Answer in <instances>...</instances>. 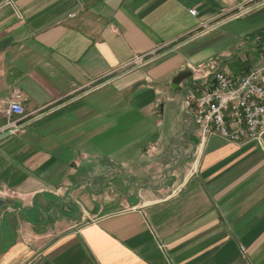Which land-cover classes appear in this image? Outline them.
I'll return each instance as SVG.
<instances>
[{
    "label": "crops",
    "instance_id": "1",
    "mask_svg": "<svg viewBox=\"0 0 264 264\" xmlns=\"http://www.w3.org/2000/svg\"><path fill=\"white\" fill-rule=\"evenodd\" d=\"M256 1L0 0V264H264V137L203 140L176 82L264 46Z\"/></svg>",
    "mask_w": 264,
    "mask_h": 264
},
{
    "label": "built area",
    "instance_id": "2",
    "mask_svg": "<svg viewBox=\"0 0 264 264\" xmlns=\"http://www.w3.org/2000/svg\"><path fill=\"white\" fill-rule=\"evenodd\" d=\"M253 6L243 5L237 17L264 6V0ZM192 15L196 11H191ZM206 30L211 29L205 25ZM256 67L249 66L240 74H233L220 65L212 72L202 74V66L190 68L194 85L186 94V114L194 120L196 129L203 140L217 136L228 142L244 144L261 142L264 137V46L259 49ZM154 54L136 57L129 67L146 65ZM242 62H248L243 57ZM128 68V67H127ZM197 74H201L197 76ZM204 77L202 83H197ZM6 115L9 118H24L23 96L19 91L12 94ZM20 122L8 124L9 134L22 131ZM244 252L245 249L242 248Z\"/></svg>",
    "mask_w": 264,
    "mask_h": 264
},
{
    "label": "rangeland",
    "instance_id": "3",
    "mask_svg": "<svg viewBox=\"0 0 264 264\" xmlns=\"http://www.w3.org/2000/svg\"><path fill=\"white\" fill-rule=\"evenodd\" d=\"M257 2H259V1H257ZM254 4L255 3H252L251 6H253ZM260 11H261L260 14L253 16V18H251L250 20L254 21L256 18L258 19L257 21L261 20V22H262L261 26L254 27L255 30H254L252 35H253V37H255V38L258 37L260 40H262V38L264 39V25H262L264 22V7L261 8ZM240 22L243 23V21H240ZM241 28L244 31L246 27L243 26ZM249 29L250 28H248L246 31H249ZM246 33H250V32H246ZM254 46L256 47L257 45L254 44ZM236 52L237 51H235V49H232L231 50V54H233L232 57L229 59L228 58L224 59L226 61L225 63L227 65V68L229 69V71L231 73L240 74L247 67H249V66L256 67V65L258 64L260 54H259V50L257 48L254 50V49L250 48V46H248L247 50H242L241 54H237ZM243 57H247L249 59L248 62H246V63L242 62L241 59ZM170 92H172L171 93L172 96L173 95L176 96V94H179V90H171ZM178 107H179V104H178ZM182 116H184V115H182Z\"/></svg>",
    "mask_w": 264,
    "mask_h": 264
},
{
    "label": "water",
    "instance_id": "4",
    "mask_svg": "<svg viewBox=\"0 0 264 264\" xmlns=\"http://www.w3.org/2000/svg\"><path fill=\"white\" fill-rule=\"evenodd\" d=\"M192 77V73L191 72H188L186 75H183L181 78H179L176 82H180L182 79L184 78H190ZM7 136H9V133H5V134H2L0 136V140L6 138ZM5 205V201L3 199L0 198V209Z\"/></svg>",
    "mask_w": 264,
    "mask_h": 264
}]
</instances>
